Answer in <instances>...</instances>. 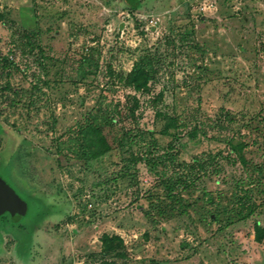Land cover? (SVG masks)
I'll list each match as a JSON object with an SVG mask.
<instances>
[{"label": "rangeland", "instance_id": "1", "mask_svg": "<svg viewBox=\"0 0 264 264\" xmlns=\"http://www.w3.org/2000/svg\"><path fill=\"white\" fill-rule=\"evenodd\" d=\"M0 56L23 262L264 264V0H0Z\"/></svg>", "mask_w": 264, "mask_h": 264}, {"label": "trees", "instance_id": "2", "mask_svg": "<svg viewBox=\"0 0 264 264\" xmlns=\"http://www.w3.org/2000/svg\"><path fill=\"white\" fill-rule=\"evenodd\" d=\"M138 3V0H137ZM136 3V4H137ZM135 4V5H136ZM132 5V6H135ZM13 62L8 58V56H0V74L5 75V77H8L12 68H13ZM147 77L144 74V69L141 67H134L133 70L128 74L126 78L127 83H133L136 85V88H139L142 85H145L147 82ZM3 85V82H2ZM10 85V82L7 78H5L4 85L1 86L0 88L4 89ZM166 117V126L169 127L170 125H176V122L170 118V116H165ZM108 120V124L113 123L114 117L111 116L110 118H106ZM81 147L82 151L87 154L88 157L95 158L106 151L110 149V144L107 142L101 128V123L100 122H90L84 130H81ZM149 162H146V165H149ZM173 179L170 178L168 182H171ZM258 231H261L258 229ZM111 238H109L107 235H104V239L102 240L103 243V255H108V253L112 254L113 247L112 245H109ZM110 254V255H111Z\"/></svg>", "mask_w": 264, "mask_h": 264}, {"label": "water", "instance_id": "3", "mask_svg": "<svg viewBox=\"0 0 264 264\" xmlns=\"http://www.w3.org/2000/svg\"><path fill=\"white\" fill-rule=\"evenodd\" d=\"M124 2L132 6L137 3V0H124ZM28 208L29 200L15 191L0 170V225L1 218L5 217L10 230L20 231L18 226L27 217Z\"/></svg>", "mask_w": 264, "mask_h": 264}, {"label": "crops", "instance_id": "4", "mask_svg": "<svg viewBox=\"0 0 264 264\" xmlns=\"http://www.w3.org/2000/svg\"><path fill=\"white\" fill-rule=\"evenodd\" d=\"M18 229H20V231H15L14 229L12 230H9L8 232L6 230H3L2 228H0V239L1 240V245L2 247L4 248L6 244H9L11 247H10V254L17 249V255L15 257V259L17 260L16 261V264H24L25 262H23L20 258V253L18 251V247H20V239L24 238L20 235L21 232H25V230L22 228V227H18ZM16 232V233H15ZM9 240H11L12 242H9ZM4 254H8V251L6 253V250H5V253ZM2 256V255H0ZM18 256V257H17ZM27 264V263H25Z\"/></svg>", "mask_w": 264, "mask_h": 264}, {"label": "flooded vegetation", "instance_id": "5", "mask_svg": "<svg viewBox=\"0 0 264 264\" xmlns=\"http://www.w3.org/2000/svg\"><path fill=\"white\" fill-rule=\"evenodd\" d=\"M0 227L3 229V230H6L7 232L10 230L9 226L7 225V220L5 217H2L1 218V225ZM20 235H23V232H21ZM24 236V235H23Z\"/></svg>", "mask_w": 264, "mask_h": 264}]
</instances>
